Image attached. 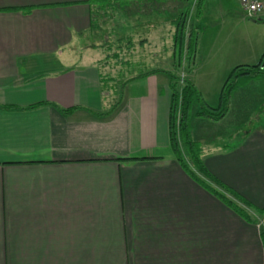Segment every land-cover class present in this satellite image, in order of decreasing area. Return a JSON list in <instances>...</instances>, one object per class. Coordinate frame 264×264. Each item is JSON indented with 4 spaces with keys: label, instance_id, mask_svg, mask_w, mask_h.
<instances>
[{
    "label": "crops",
    "instance_id": "obj_1",
    "mask_svg": "<svg viewBox=\"0 0 264 264\" xmlns=\"http://www.w3.org/2000/svg\"><path fill=\"white\" fill-rule=\"evenodd\" d=\"M235 2L206 0L192 26L189 80L212 108L236 67L264 57V19H242ZM215 3L220 23L209 40L201 23H211ZM94 7L0 0V264H264L259 225L174 157L169 74L152 70L117 89L84 46L98 26ZM239 85L218 122L243 117L246 99L264 100V74ZM202 122L214 121L192 125L205 168L264 211V119L223 144L208 138V150Z\"/></svg>",
    "mask_w": 264,
    "mask_h": 264
},
{
    "label": "rangeland",
    "instance_id": "obj_2",
    "mask_svg": "<svg viewBox=\"0 0 264 264\" xmlns=\"http://www.w3.org/2000/svg\"><path fill=\"white\" fill-rule=\"evenodd\" d=\"M128 2L129 7L126 8L124 12H121L118 8H113L114 5H116L114 4L115 0H112L113 5L111 7L105 6L99 8L98 5L94 7L95 19L98 26L95 29L94 38H90V40L86 41L84 46L86 49L97 50L96 52L99 53L98 58L101 60L107 77L110 79L112 78V80L114 79L117 82L115 85L116 88L120 89L124 81L136 79L149 73V71L151 72L152 70L159 69L158 71L160 72H166L177 77V86L180 91L185 87L187 82H191L196 87V84L189 80L194 57L188 56L189 54L186 51V40L181 55V65L180 67L177 66L179 60L178 49L173 42L176 34V27H173L171 23L175 13L178 12V14L174 15L173 21L175 22L176 19L183 14L187 15L186 30L188 31L189 26L191 24L193 26V24H196L195 21H198L196 18L198 13L200 11H205L204 6L206 0H192L191 4L188 3L187 0H130ZM230 2L236 3L235 0H230ZM217 6L218 4L215 3V6L213 4L211 9L213 13L216 12V14L212 16V19H209L211 23H201L203 32H205L209 40L216 37L214 31L219 29L218 22L220 23V16L217 15ZM239 10L241 11L242 19L253 21L250 19L248 20L241 7L239 8L238 6V11ZM154 12L163 13L160 20H156V17L152 19L151 16ZM218 14L220 13L218 12ZM152 27L154 29H151ZM232 27L234 26L231 25L229 28ZM187 31L186 37L188 35ZM245 34H248L250 37L259 35V33H249L247 31H245ZM145 41H147V43L142 46V42ZM130 42H132V44H130ZM174 48L175 54L172 53ZM204 86H208V84H204ZM196 89L198 91L197 87ZM199 94L204 101L200 92ZM248 97L252 98L253 96L252 94H248ZM254 100H256V102ZM263 102L264 100L262 99H246L245 115L240 117V119H244L243 122L240 121L233 112L223 122H218L223 118L219 120L206 118L215 122H210L213 124H205V122L200 124L203 130L209 127V132H207L208 135L205 137L206 143H203L206 150L212 148L209 139H212L211 142L214 146L223 144V142L228 140L227 136L229 134L241 133V131L250 127V122L257 125L260 120H263ZM196 109H199V107H196ZM231 110L233 111L232 108ZM179 121L180 113L177 115V125H179ZM197 174L201 177L199 173ZM244 209L252 215L255 223L258 224L262 232H264V216L253 213L252 210H248L246 207H244Z\"/></svg>",
    "mask_w": 264,
    "mask_h": 264
},
{
    "label": "trees",
    "instance_id": "obj_3",
    "mask_svg": "<svg viewBox=\"0 0 264 264\" xmlns=\"http://www.w3.org/2000/svg\"><path fill=\"white\" fill-rule=\"evenodd\" d=\"M117 1V2H116ZM129 0H115L116 5L113 8L124 12L129 6ZM91 4L98 5L99 8L111 7L112 0H90ZM29 11V10H28ZM181 15V14H180ZM187 15H182L176 19L175 27L176 34L174 36V44L178 49V64L180 67L182 62V51L186 40V51L188 56H194L197 44L198 35L196 30L189 26L186 30ZM187 31V37H186ZM132 44V42H130ZM264 74V57L262 63L256 66H239L236 67L228 76L221 92V105L217 108L209 107L200 97L196 87L187 82L185 87L180 91L177 86V77L170 76V89L172 94V108L170 116V140L171 148L174 157L182 169L199 185L213 194L215 198L227 205L236 214L242 217L247 222L255 223L252 215L244 209L252 210L260 216H264V211L257 210L247 200H245L237 192L223 184L208 172L203 163V148L200 144L193 140L192 123L197 117H205L209 119L219 120L226 113L227 105L234 91L240 86L239 84L246 83L247 79H251L256 75ZM116 105L113 107V109ZM196 107L199 109L196 111ZM68 111H63L67 113ZM69 113V112H68ZM111 113H105L108 116ZM180 113L179 125H177V115ZM199 173L201 177L197 174ZM264 240V232H262Z\"/></svg>",
    "mask_w": 264,
    "mask_h": 264
},
{
    "label": "built area",
    "instance_id": "obj_4",
    "mask_svg": "<svg viewBox=\"0 0 264 264\" xmlns=\"http://www.w3.org/2000/svg\"><path fill=\"white\" fill-rule=\"evenodd\" d=\"M239 5L248 19H264V0H239Z\"/></svg>",
    "mask_w": 264,
    "mask_h": 264
}]
</instances>
